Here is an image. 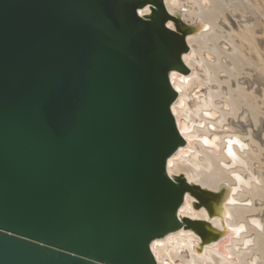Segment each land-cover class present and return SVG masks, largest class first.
I'll return each instance as SVG.
<instances>
[{"label":"water","instance_id":"water-1","mask_svg":"<svg viewBox=\"0 0 264 264\" xmlns=\"http://www.w3.org/2000/svg\"><path fill=\"white\" fill-rule=\"evenodd\" d=\"M191 30L164 0H0V264H158L182 227L225 239L178 210L228 199L167 172Z\"/></svg>","mask_w":264,"mask_h":264},{"label":"bare ground","instance_id":"bare-ground-1","mask_svg":"<svg viewBox=\"0 0 264 264\" xmlns=\"http://www.w3.org/2000/svg\"><path fill=\"white\" fill-rule=\"evenodd\" d=\"M164 2L170 13L192 26L186 35L189 47L182 54L190 70L170 73L171 86L178 90L171 104L174 126L186 145L168 159L167 172L228 199L223 206L214 204L217 213L211 218L187 192L178 215L208 221L210 231L225 228L228 235L221 242L203 245L193 228L182 227L154 240L152 252L158 264H264V121L257 109L264 98L258 87L264 81L247 71L248 66H240L238 47H245L248 37L233 31L234 40L220 26V10L227 0ZM233 8L230 5L235 15ZM139 11L146 14L151 8ZM250 18L243 17L246 24L240 28L249 25ZM167 25L177 29L172 17ZM257 27L251 35L264 49V31ZM228 187L226 196L223 190Z\"/></svg>","mask_w":264,"mask_h":264},{"label":"rangeland","instance_id":"rangeland-1","mask_svg":"<svg viewBox=\"0 0 264 264\" xmlns=\"http://www.w3.org/2000/svg\"><path fill=\"white\" fill-rule=\"evenodd\" d=\"M222 5L223 6L221 7V10H220V17L222 18H219L221 20L220 26H222L223 29L226 30V32L230 34V36H232L234 40L236 39V36H234L233 31H236L238 35L240 36H242L243 34H246V36L248 37V39H246L247 44L245 45V47L243 46L238 47L239 56L241 59L240 66L241 67L246 66L245 68L249 67L247 71H250L251 74L252 73L255 74L256 72V74H258V76L260 77L259 79L260 80L262 79V81H264V51H263L264 49H260L256 45L255 38L251 35L254 32L257 25H258L257 28L259 29L263 28L261 33L264 31V27H260V26H264V0H227V2H223ZM230 5L234 7L233 11L235 12V15L233 12L230 11L231 10ZM241 13L244 14L243 17L245 18L248 16L249 18L251 16L253 17L252 19L250 18L251 20H250L249 25L247 26L244 25L243 28H240V24L241 23L246 24V23L244 20L241 21V19L243 18L241 16L243 14ZM224 26L225 27L227 26L226 29L224 28ZM250 79H253V77L252 78L250 77ZM235 82H237L236 78L233 79V83L236 85L237 83ZM243 85L249 86L248 82H243ZM250 89H251V86H250ZM258 91L263 97L264 96V84L262 83L260 84V86L258 87ZM258 105L259 107H257V109L261 111L263 115L262 119L264 121V112H263L264 111V98L261 99ZM258 137L261 139L260 132L258 133ZM262 177H264V175H262Z\"/></svg>","mask_w":264,"mask_h":264},{"label":"snow or ice","instance_id":"snow-or-ice-1","mask_svg":"<svg viewBox=\"0 0 264 264\" xmlns=\"http://www.w3.org/2000/svg\"><path fill=\"white\" fill-rule=\"evenodd\" d=\"M147 11H148V9H147V8H145V9H144V12H147ZM141 15H143V13H141Z\"/></svg>","mask_w":264,"mask_h":264}]
</instances>
